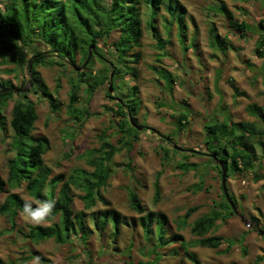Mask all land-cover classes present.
<instances>
[{
    "label": "rangeland",
    "instance_id": "1",
    "mask_svg": "<svg viewBox=\"0 0 264 264\" xmlns=\"http://www.w3.org/2000/svg\"><path fill=\"white\" fill-rule=\"evenodd\" d=\"M179 1L186 9L188 30L185 44L190 48L184 49L176 25L170 31L165 29L161 16L157 26L161 38L168 40V43L164 51L159 50L156 40L146 28V17H143L144 35L140 45L134 49V52L141 53L140 60L134 65L139 69L140 78L134 81L126 76V79L130 85H137L139 88L140 104L136 118L138 124L147 126V129L141 130L140 138L131 151L124 149L116 153L112 177L103 190L111 202V208L131 221L136 220L138 215L130 207L128 191L136 192L147 212H162L168 216L172 232L178 231L176 222L188 208L199 206L198 211L188 220V223H192L210 213L219 204H224L225 199L221 174L210 157L189 156L190 162L200 163L201 167L185 173L176 167V163L183 161V154H189L191 151L183 150V154L171 152L170 161L163 166V152L160 147L165 146L164 137L174 138L168 148L177 145L183 149L202 152L205 151L203 140L206 123L225 120L235 123L256 121V118L250 115L248 107L256 104L264 108V57L259 58L255 53L256 42L261 34H264V28L260 26L261 22H264V0ZM221 2L236 21L245 22L251 27L244 38L235 33L225 14L218 10ZM142 7L144 8V5ZM161 14L166 16L164 11ZM212 26L217 28L220 35L230 40L231 45L225 54L210 44L209 29ZM118 38L119 33L114 32L107 42L113 44ZM23 52V58L31 55H28L27 48ZM79 63L80 57L77 58L78 66ZM95 67V70H98L101 64L96 62ZM161 68L175 80L171 90L159 75L158 70ZM37 70L49 91H56L55 95L60 103L58 113H52L41 91L35 92L28 83L30 73L26 64L2 63L0 58V79L12 81L17 88L16 98L26 94L36 104L38 120L33 135H43L49 139L50 150L43 155V160L44 164L52 169L53 175H69L76 167L88 168L81 155L88 149L99 147L100 135L105 131L110 142L119 146L121 137L116 135L112 122L115 113L110 108L114 106V100L107 96L108 83L97 89L90 100L84 88L80 92L81 100L78 106L87 108L91 116L84 126L79 127L67 112L69 78L62 75L58 66H39ZM69 72L72 73L73 69L70 68ZM110 94L113 95V91ZM10 105H13V101ZM10 109L5 113L6 131L0 128V177L3 179L7 178V161L13 155L9 147L14 135L9 126ZM184 109L189 112L188 129L174 133L178 127L180 113ZM259 125L264 128L263 124ZM256 150L258 156H261L259 145H256ZM159 172L161 200L155 204L154 183ZM255 175L263 177L255 181ZM198 182H203V190L196 193L188 190ZM227 186L230 196L237 202L238 214L226 220H218L214 231L209 235L238 241L226 254L220 251L226 249L227 242L218 250L192 248L190 251L195 252L201 264H252L257 256L264 255V235L255 226L256 221L259 226L264 222V159H259L255 173H231ZM13 192L24 199L33 200L25 186ZM6 196V193L0 194V205ZM72 207L76 212L84 209L82 201L78 198ZM103 209L104 206L99 203L87 212ZM16 223L14 231L0 238V258L6 264H45L37 259L23 263V259L34 251L41 253L53 264H193L185 257L183 251L180 256H164L159 262H153L155 256L150 255L149 251L154 241L145 240L142 229L138 226L124 228L121 236L111 243L112 249L107 247L103 250L104 246H108L110 239L91 235L88 253L78 242L74 245H59L50 239L33 244L19 233L27 232L30 225L48 226V222L32 224L19 214ZM9 228L7 218L0 214V229ZM179 232L188 241L196 239L190 233L189 226ZM260 264H264V261Z\"/></svg>",
    "mask_w": 264,
    "mask_h": 264
},
{
    "label": "trees",
    "instance_id": "2",
    "mask_svg": "<svg viewBox=\"0 0 264 264\" xmlns=\"http://www.w3.org/2000/svg\"><path fill=\"white\" fill-rule=\"evenodd\" d=\"M218 10L225 14L230 27L239 37L244 38L245 33L251 30L245 22L236 21L223 2L218 5ZM162 11L166 12V16L161 14ZM144 16L146 28L156 40L159 50L164 51L168 43V40L161 38L157 26L161 16L165 29L170 31L176 25L184 49L190 48L185 44L188 30L186 9L179 0H0L2 63L26 64L30 73L28 83L35 92L41 91L52 113H58L60 103L55 95L56 91H49L37 68L58 66L62 75L69 78L67 112L79 127L84 126L91 116L87 108L78 106L82 89L84 88L90 100L97 89L107 83L110 85L111 82L114 94L111 95L107 91V96L114 100V106L110 108L115 113L112 122L116 135L121 137V143L115 146L110 142L107 131L103 132L100 135L99 147L88 149L81 155L88 168L76 167L69 175H53L52 169L47 167L43 160V155L50 150V141L46 136L33 135L38 120L36 104L26 94L16 98L17 88L12 81L1 78L0 128L6 131L5 113L11 108L9 126L14 135L9 144L13 155L7 161V178L0 177V194H7L0 205V214L7 218L10 228L0 229V238L16 229V219L24 201L31 202L35 207L37 203L49 200L54 201V208L51 218L44 222L50 225H30L27 232L19 231L24 239L33 244L50 239L59 245H74L78 242L88 251L91 235H97L105 240L110 239L108 246L103 247L104 250L111 247V243L121 236L124 228L138 226L141 227L145 240L154 241L149 251L150 255L155 256L153 262H159L164 256H180L183 251L185 257L193 264H201L195 252L190 251L192 248L218 250L227 242L226 249L220 251L226 254L237 243L238 240L235 239L209 235L214 231L218 220H226L235 215L225 196L224 204H219L210 213L192 223H188V220L198 211L199 206L188 208L176 222L178 231L172 232L168 216L162 212H147L136 192L128 191L130 207L138 215V218L132 221L112 209L111 202L104 194L103 190L108 186L114 171V156L124 149L131 151L141 134L130 120L132 118L138 124L136 117L140 104L139 88L137 85H130L126 76L134 81L140 78L139 69L134 65L140 60L141 53L134 52V49L140 45L144 35ZM260 26L264 28V22H261ZM114 32L119 33V38L113 44H108L107 40ZM209 34L211 46L225 54L231 45L229 38L220 35L215 26L209 29ZM92 45H95V48L92 49ZM25 48L28 49V55L31 54L27 58H23ZM255 53L259 58L264 57V34H261L256 42ZM78 57L80 66L77 65ZM96 62L101 64L98 70H95ZM84 64L81 71L76 70V67ZM70 68L73 69L72 73L69 72ZM158 72L166 81L167 88L171 90L175 81L172 75L162 68ZM111 74L113 78L110 81ZM236 92L239 94L237 89ZM248 111L256 121L235 123L225 120L206 123L203 140L205 151L202 152L197 150L199 152L183 154V150L168 148L174 140L173 137H164L166 147H160L163 152V166L170 161L171 152L184 155V160L177 162L176 167L185 173L201 167L200 163L190 162V157L214 155L215 159L223 162L227 179L231 173H255L259 159H264V128L259 125H264V108L251 104ZM188 117L189 112L184 109L180 113L178 127L174 133L188 129ZM140 126L144 127V130L147 129L145 125ZM256 145L262 150L261 156H258ZM212 161L221 174L219 164L214 159ZM127 166L132 169L130 164ZM160 176L161 172L157 174L154 183L155 204L161 200ZM262 177L255 175V181ZM22 186H25L33 200L24 199L13 192ZM188 190L194 193L203 190V182L193 184ZM230 197L237 208L235 198ZM76 198L80 199L84 206V209L78 212L72 207ZM99 203L104 206L103 210L87 212ZM188 226L190 233L196 237L191 241L186 240L179 232ZM33 259L53 264L37 251L24 258L23 263ZM263 261L264 255H260L252 264H260ZM0 264L6 263L0 258Z\"/></svg>",
    "mask_w": 264,
    "mask_h": 264
},
{
    "label": "clouds",
    "instance_id": "3",
    "mask_svg": "<svg viewBox=\"0 0 264 264\" xmlns=\"http://www.w3.org/2000/svg\"><path fill=\"white\" fill-rule=\"evenodd\" d=\"M54 201H43L37 203L35 207L29 201H24L20 215H22L29 223L40 224L46 219H50Z\"/></svg>",
    "mask_w": 264,
    "mask_h": 264
},
{
    "label": "water",
    "instance_id": "4",
    "mask_svg": "<svg viewBox=\"0 0 264 264\" xmlns=\"http://www.w3.org/2000/svg\"><path fill=\"white\" fill-rule=\"evenodd\" d=\"M92 49L95 48V45H92L91 47ZM85 64L81 67H76V70L77 71H81L83 68H84ZM113 78V74H111V77H110V81L112 80ZM109 93H111L113 90H112V83L110 82V85H109V89H108ZM131 118V117H130ZM131 120V123L132 125L139 131L143 130L144 127L140 126L139 124H137L132 118L130 119ZM174 148L177 149V150H184L182 147L180 146H177V145H174ZM189 151L191 152H199L197 150H193V149H190ZM211 158L214 159L216 161L217 164H219L220 168H221V184H222V191L224 193V196L226 198V200L231 204L235 214H238V210L233 202V200L231 199L230 197V193H229V190H228V186H227V177H226V171H225V167H224V164L223 162H221L220 160L218 159H215V156L214 155H211ZM241 218L246 221L242 216ZM260 233L262 235H264V230H261Z\"/></svg>",
    "mask_w": 264,
    "mask_h": 264
},
{
    "label": "flooded vegetation",
    "instance_id": "5",
    "mask_svg": "<svg viewBox=\"0 0 264 264\" xmlns=\"http://www.w3.org/2000/svg\"><path fill=\"white\" fill-rule=\"evenodd\" d=\"M184 150H187V151H189L190 149H184ZM211 158V157H210ZM224 194V193H223ZM255 226H256V228L258 229V231L260 232L261 230H263L264 229V222H263V225H261V226H259V222H255Z\"/></svg>",
    "mask_w": 264,
    "mask_h": 264
}]
</instances>
